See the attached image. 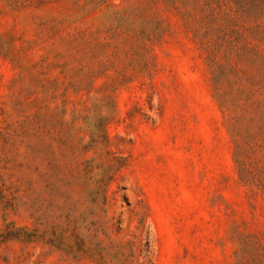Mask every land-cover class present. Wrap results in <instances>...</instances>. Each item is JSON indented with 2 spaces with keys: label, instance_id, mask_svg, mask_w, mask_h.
<instances>
[{
  "label": "rangeland",
  "instance_id": "rangeland-1",
  "mask_svg": "<svg viewBox=\"0 0 264 264\" xmlns=\"http://www.w3.org/2000/svg\"><path fill=\"white\" fill-rule=\"evenodd\" d=\"M0 264H264V0H0Z\"/></svg>",
  "mask_w": 264,
  "mask_h": 264
}]
</instances>
